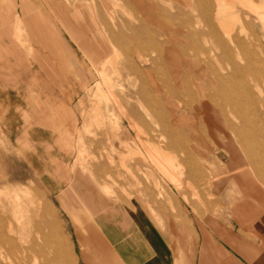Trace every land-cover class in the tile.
<instances>
[{"label":"rangeland","instance_id":"374dc122","mask_svg":"<svg viewBox=\"0 0 264 264\" xmlns=\"http://www.w3.org/2000/svg\"><path fill=\"white\" fill-rule=\"evenodd\" d=\"M96 1L99 13L106 20L104 9ZM122 1L124 3L115 0L112 17L114 29H121L123 35L113 64L104 54L93 53L92 60L81 52L68 31L55 19L64 42L82 60V66L74 63L72 71H82L96 84L93 91L80 94L72 89V75L61 83L53 72L48 73V68L38 64L23 16L19 15L18 19V14L14 13L12 38L19 41L31 70L39 73L44 85L40 92H29L27 86L21 93L13 86L0 88V217L4 218L0 235L3 239L28 233L33 237L36 226L41 224L49 239L67 244L75 264H155V261L156 264H192L198 242L197 222L204 220L219 226L238 203L252 202V212L257 211V206L264 211V139L247 137L243 119L231 106L217 99H206L205 105V84L210 87L215 71L225 74V67L229 66L227 60L220 65L214 61L215 70L205 66L202 60L204 71L184 73L182 87L174 85V76L166 61L162 62L161 69L146 70L150 64L141 61L142 52H138L141 46L145 45L148 54L155 56L160 50L155 38L159 37L163 43L162 52L172 46V39L148 24L135 5ZM149 1L157 6L159 15L174 24L170 35L187 56L183 50L189 41L183 29L185 24L173 16L181 3ZM194 1L195 18L202 11L214 17L219 7L217 0ZM252 4L264 5V0H253ZM260 12L264 15V9ZM251 14L254 18L247 44L259 56L253 59L255 68L248 78L261 104L245 107L249 113L257 109L264 112V16ZM130 19L136 28V39L129 47L134 55L132 60L126 58L128 44L125 41ZM103 22L109 26L107 21ZM140 24H144L147 31L139 29ZM192 25L208 30L203 21L193 19ZM228 26L233 27L235 33L240 23L236 21ZM195 41L206 50H221L206 32ZM87 46L99 52L94 42L89 41ZM41 49L45 61L51 53ZM233 54L242 65L248 63L241 49H234ZM100 59L104 60V66H93ZM187 59L190 63L197 61L188 56ZM69 61L72 64L73 59ZM133 66L141 70L129 74L128 68ZM6 70L17 71V68ZM89 72L93 73L92 77ZM255 75L261 78L257 80ZM152 79L159 83L160 89L154 86ZM197 83L201 84V89ZM73 95V99L68 100ZM25 96L31 99L30 106ZM80 99H84L83 106ZM61 103L68 105L78 119L80 138L77 133L69 132L67 139H58V134H53L49 128L22 123L49 112L46 105ZM17 104L24 107H15ZM129 115L142 127V139L174 161L171 174L153 161L148 149L142 148L140 154L134 151L129 154L123 146L122 140L130 133L135 134L127 125ZM233 151L240 154L238 162L234 161ZM71 184L74 185L72 191L69 190ZM90 205L102 209L111 224L97 219ZM18 213L20 215L15 216ZM139 228L144 230L142 235ZM1 251L11 262L2 258ZM0 257L1 264H14L20 253L0 247Z\"/></svg>","mask_w":264,"mask_h":264},{"label":"crops","instance_id":"0c3cea01","mask_svg":"<svg viewBox=\"0 0 264 264\" xmlns=\"http://www.w3.org/2000/svg\"><path fill=\"white\" fill-rule=\"evenodd\" d=\"M98 2L105 11L106 20L99 13L96 0H0V69L3 68L0 71V88L13 86L19 93L24 90V86H27L29 92L43 90L44 83L39 78V73L31 70L32 66L24 56L19 41L12 38L11 20L14 13H17L18 19L19 15L23 16L25 29L31 40V49L36 53L38 64L48 68V73L53 72L61 83H65L72 75V89L75 93L93 91L96 84L82 71H72L74 63L82 66V60L77 52L64 42L58 30L59 23L55 19L57 18L63 29L68 31L81 52L92 59L93 53L97 52L87 46L88 42L92 41L100 50L97 53L101 56L104 54L109 61L114 56L115 48L121 47L123 35L121 29H114L112 22L115 0ZM103 21H107L109 26L106 27ZM41 48L51 53L45 57V61ZM70 58L73 59L72 64ZM103 61H95L93 66H104ZM7 68H17V71H7ZM89 73L92 77L93 73ZM73 97L74 95L69 96L68 100ZM25 99L27 106H30L31 99L26 96ZM79 103L83 106L84 99H80ZM15 107L24 106L17 104ZM46 107L50 108L49 112L38 114L33 119L27 118L22 123L49 128L53 134H58V139H67L69 132L72 135L77 133L78 138L81 137L79 121L68 105L61 103ZM84 124L87 122L84 121ZM252 207V202L238 203L233 212L227 214L228 217L226 215L225 221H220L219 226L208 224L204 220L197 222L198 242L192 264H264V211L257 206V211L252 212ZM142 231L144 230L139 228L141 235Z\"/></svg>","mask_w":264,"mask_h":264},{"label":"bare ground","instance_id":"6f19581e","mask_svg":"<svg viewBox=\"0 0 264 264\" xmlns=\"http://www.w3.org/2000/svg\"><path fill=\"white\" fill-rule=\"evenodd\" d=\"M175 1L181 3V5L173 13V16H174L175 20H180L182 23L185 24V28H183V29L186 31L187 41L188 40L189 41L185 44V46L183 47V50H184L185 54H187L188 57L197 59V61L192 62V63H190L191 62L190 60L188 61L187 56H185L181 52L180 48L178 47V45L175 42V39L170 35L169 31L173 27L174 24L172 25L171 21L164 19L161 15H159L157 13V10H156L157 6L154 3L150 2L149 0H126V2H128L129 4L135 5L139 9V11L144 16L145 20L148 22V24H150L151 26H155L158 29L164 31L165 32L164 34L172 39V41H171L172 46L170 48H168L167 50L164 49V51L162 52L161 48L164 45L160 41L159 37H156L155 38L156 39L155 44H156L158 50L159 49L160 50L155 56H153V55L150 56L149 55L150 52L148 54V51H147L148 48L145 45L141 46V49H139L138 52L140 53V51H141L142 53H140L139 57L144 64H146V65L150 64V67H146V70H148L151 67L155 68V69H161L162 62L166 61V64H168V68L170 69V71L172 72V74L174 76V78H173L174 79L173 80L174 85L182 87L184 84L182 75L184 73H191L194 71L203 72L204 71V65H203L204 62H205V66L207 65V66H210L211 68H214L216 66V65L215 66L213 65L214 61L217 62L218 65H220L221 62L224 63L225 60H227L229 66L225 67V69H226L225 74L219 73V71L218 72L215 71L214 72L215 76L211 77V79H210L211 80L210 87L215 88L214 89L215 92L212 89H210V87L208 85L205 84V90H204L205 91V105H207L206 99H217L218 101H220L224 105L231 106L244 121V123L242 125L244 134L247 135V137H250V138L253 137L256 140L264 139V112H261L260 110L257 109L256 111L249 113V112H246V110L244 109L248 105L258 107L261 104V100L253 92V86H252V84L248 78V75L252 74L253 70L255 68V65L253 63V59L258 58L259 54L257 55L255 52L251 51V48L247 44V39L249 37L248 34H249L250 25H251V22L254 18V16L251 13L254 12L257 14V16L263 17L264 15H263V13L260 12V10L264 9V5L263 4H260L257 6L253 5L252 4L253 0H217L219 7H218L214 17H212L210 15V13L205 14V11H202V12H200V14L199 13L196 14L197 17L195 18L194 14L196 13L197 10H196V5H195L194 0H175ZM129 15L131 17L133 16L131 12H129ZM171 19H172V17H171ZM193 19H196L197 21H203L204 25L206 22V27L208 28V30L205 31V29H206L205 27L200 29V28H194L193 25L191 26V23H193ZM236 21H238L240 23V28H239L238 32L234 33L233 27L231 28L228 25H229V23H235ZM139 26H140L139 29H143L144 31L145 30L147 31V28L144 26V24H140ZM123 28H122V30H123ZM139 29H137V30H139ZM128 31H129L128 32L129 35H127L128 39L125 40L126 43L128 44L127 45V48H128L127 54L128 55L126 54L127 55L126 58L132 60V59H134V55H131V53H133V52L130 51L129 47L132 45V43H133L132 41L134 40L135 35H136L135 34L136 28H134L132 19H130V22L128 23ZM205 32L207 34H209L212 38H214L216 40V42L218 43V45L221 47V50L219 52L206 50L205 48H202L198 44L200 42L197 43L195 41V38L198 35L205 34ZM182 34H184V33H182ZM225 37H227V39ZM236 48L241 49L243 51V54L245 55V58L247 59V62H248L247 64L242 65V63H239L236 60V58L233 54V50ZM153 51H156V50H153ZM117 55H118V50H117V48H115L114 56L112 59L109 60V62L113 64V61H114L113 59ZM202 60H203V63H201ZM128 63H130V62H128ZM186 69H187V71H186ZM128 70H129V74H130L132 72L133 73L136 71L138 72L141 69L139 67L133 66L131 68H128ZM214 70H215V68H214ZM255 78L257 80H259L261 77L259 75H255ZM101 82H103V81H101ZM152 82H153L155 87L160 89V86L158 85L159 83H157V81L152 79ZM111 83H112V81H111ZM190 86H192V85H190ZM197 86L200 87V89L202 88L201 84L197 83ZM207 90H209V92ZM162 95H164V93H162ZM122 113L125 114V111ZM126 115H127V113H126ZM127 122H128V124H127L128 127H130L131 129H133L135 131V134L130 133V136H128L127 139L122 140V144L125 148L127 147L129 154L132 151H134L136 154H140L142 151V148L148 149L149 151H151V154H152L151 157H152L153 161L159 162L161 164V166L169 174H171V170H172L173 165H174L173 164L174 161L171 159V157L167 154L159 153L157 150H155L154 146H152L151 144H149L148 142H146L145 140L142 139V137H141V133L143 131L142 127L138 124V122H136V120L133 117H131L129 115ZM221 123H223V122H221ZM124 129H126V128H124ZM257 142H259V141H257ZM259 153H260V151H259ZM231 154L234 157L235 162H238V160H240L239 159L240 158L239 153H237L236 151H233V153H231ZM260 162L261 161H259L258 163H260ZM251 164H252V162H251ZM152 165H154V164H152ZM231 167H234V166L231 165ZM248 177L249 176H247V179H248ZM187 182L188 181H186V184H187ZM190 186H191V184H190ZM69 188H70L69 190L72 191L74 188V185L71 184ZM11 204H13V203H11ZM11 206H13V205H11ZM89 208H90L91 212L93 213V215L96 216L97 219L101 220L102 222H106V224H111V222L106 220L105 214H104L102 209L97 210L96 208L92 207L91 205L89 206ZM16 209H17V207H16ZM3 210H4V208H3ZM19 215L20 214L18 213V215H15V216L18 217ZM114 216L116 217V213L114 214ZM3 221H4V218L0 217V225H1V223L3 224ZM12 221H14V220H12ZM12 221H11V223H12ZM38 221H40V220H38ZM44 222L47 223V220L45 218H44ZM131 222L132 221L130 220V223ZM22 224L23 223L21 221L20 225H22ZM12 226L13 225H11V227ZM27 227H28V225H27ZM36 227H38L37 231L35 232L36 235L33 234V237H31V235L29 233L28 234L26 233L27 234L26 236L21 234V236L19 237V234H17L18 236L16 238L3 239V237L1 236L2 234L0 235V247L2 249H9L12 252H14L15 254H16V252L18 254L20 253L19 259L18 258H17V260L13 259V260H15L14 264H75L74 259L72 258L71 253L69 251V248L67 247V244L62 243L60 241H56L55 239H51V238L49 239L46 236L43 225L39 224ZM21 229H22V227H21ZM27 230H29V229H27ZM14 232H15V230H14ZM26 232H28V231H26ZM9 253H10V251H9ZM1 256L4 260L9 259L7 257V255L2 253V251H1ZM8 261L11 262L10 259ZM0 264H1V262H0Z\"/></svg>","mask_w":264,"mask_h":264}]
</instances>
